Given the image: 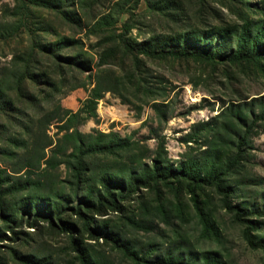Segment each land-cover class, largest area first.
<instances>
[{"label": "rangeland", "instance_id": "obj_1", "mask_svg": "<svg viewBox=\"0 0 264 264\" xmlns=\"http://www.w3.org/2000/svg\"><path fill=\"white\" fill-rule=\"evenodd\" d=\"M249 19L264 20L261 0H0V91L15 99L16 108L0 114V148L15 153L0 157L1 174L12 176L8 179L15 183L30 161V178L42 183L18 193L0 192V264H81L76 249L94 255L99 264H144L110 241L91 239L84 230L85 217L93 229L118 227L124 239L144 249L146 260L175 249L174 253L213 251L212 264H264V252L247 246L244 226L223 208L222 196L212 187L190 183L189 177L176 179L172 174L166 182L139 186L118 211L86 210L76 215L50 201L25 209V203L38 201L37 195L70 192L62 182L68 178L64 167L47 170L43 159L57 137L55 124L78 107L91 104L97 115L80 124V132L113 131L131 137L142 141L140 146L148 148L152 158L157 141L144 137L158 122L150 105L167 103L170 112L159 134L164 137L166 167L179 171L181 162L191 165L209 149L208 141L220 122L218 113L226 105L264 98V58L211 62L126 54L115 42L124 21L129 22L125 33L131 42L156 38L160 45L180 46ZM25 66L40 76L21 79ZM99 74L112 92L88 105V90ZM20 80L32 100L16 90ZM252 129L240 168L227 179L233 182L237 176L245 181V192L237 191L233 203L260 205L264 120H257ZM11 140L17 144L11 145ZM20 141L24 145H18ZM232 149L223 148V164ZM144 162L150 164V158ZM188 174L197 177L196 172ZM35 209L43 217H34ZM253 219L260 222L264 237V215ZM68 225L72 228L66 232Z\"/></svg>", "mask_w": 264, "mask_h": 264}, {"label": "trees", "instance_id": "obj_2", "mask_svg": "<svg viewBox=\"0 0 264 264\" xmlns=\"http://www.w3.org/2000/svg\"><path fill=\"white\" fill-rule=\"evenodd\" d=\"M61 5H63L62 1ZM261 10L264 11V0H261ZM128 27L129 22L124 21L123 31L116 35L117 41H115L117 47L126 54H142L149 59L192 58L211 62L216 60L256 61L264 58V20L262 19H249L238 27L208 31L204 36L195 37L193 41H184L180 46L160 45L156 38L139 43L131 42L125 33ZM39 47L44 49L40 45ZM65 60L71 62L74 59L67 58ZM75 64L82 65L77 62ZM29 70L30 68L25 66L21 73V79L40 76ZM102 75L99 74L95 78L93 86L88 90L87 104L101 99L105 92H112L110 87L101 81ZM16 90L32 100V96L22 86L21 80ZM8 97L10 96L8 95ZM10 99L0 91L1 115L16 110L15 99L11 97ZM150 106L158 122L156 128L149 127L148 135L144 137V140L154 139L157 141L152 158L147 154L148 148L140 146L144 145L141 144L142 141L131 137H121L113 131L107 133L80 132L78 130L80 124L88 119L94 120L97 116L94 106L91 104L69 112L60 124H55L57 137L53 146L49 148L47 157L43 159V164L47 170L52 171L60 166L64 167L68 178L62 182L68 185L70 192L66 194L64 192L55 194L49 192L45 197L37 195L35 198L39 202L25 203V209L32 210L35 205L41 207V203L50 201L52 205L59 202L64 206V209L68 208L76 215H81L82 211L86 210L93 213H102L107 210L118 211L121 209V202L139 186H148L152 182H166L174 174L176 179L182 176L189 177L190 183L197 182V186L203 184L206 187H212L217 194L222 196L223 208L231 212L237 222L243 224L242 234L247 246L264 252V237L260 236L259 232L261 231L260 222L253 219V217L264 215V203L260 205H248L241 201L233 203L232 199L237 191L245 192L242 188L245 181L241 178L238 179L237 176L233 182L227 179L230 174L234 172L237 174V169L240 168L238 167L239 161L243 159L244 146L247 144L249 132L256 126L257 120H264V98H255L249 103L238 102L226 105L218 113L220 122L217 127L215 126L216 130L208 141L209 149L203 151L202 158L193 159L191 165L181 162L179 171L166 167L168 161L165 155L164 137L159 134L160 124L167 121L170 112L169 105L160 101L152 102ZM204 125L207 124H201V126ZM189 139L190 135L186 137V141ZM16 142V140L10 141L11 145H16ZM18 145H24V142L20 141ZM230 146H233L235 150L232 149L230 157H227V163L223 164V148ZM1 150L0 157L3 155L14 157L13 151L5 148H0ZM145 158H150L151 163L144 162ZM32 167L30 161L24 163L23 176H16L15 181L18 183H12L8 179L12 176L2 175L3 171L0 169V192L8 194L10 190H13L18 193L33 185L35 188H40L42 183L30 178ZM188 172H196L197 177L189 175ZM37 216L43 217L38 209H35L34 217ZM87 218H84V230L91 239L112 242L123 253L132 256L136 263L140 261L149 264L158 260L165 264H212L216 260L214 258L216 253L213 251L192 254L189 252L174 253L175 249H173L168 250L165 253L166 256L163 254L162 257H157L154 260L147 259V261L144 259V249L142 251L136 241L124 239L118 231V227L114 225L107 229L102 227L93 229L88 225ZM46 220L52 223L51 217L47 216ZM138 223L145 225L142 220H139ZM71 226L68 225L64 230L68 232L72 228ZM28 227H32V225L29 223ZM10 230L14 231L13 228ZM76 252L81 255V264H99L94 259V255L86 254L83 250L78 249Z\"/></svg>", "mask_w": 264, "mask_h": 264}]
</instances>
